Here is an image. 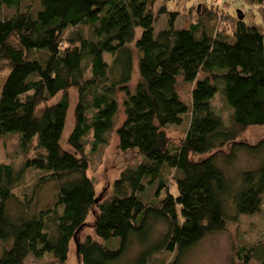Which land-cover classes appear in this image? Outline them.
<instances>
[{
    "label": "trees",
    "instance_id": "16d2710c",
    "mask_svg": "<svg viewBox=\"0 0 264 264\" xmlns=\"http://www.w3.org/2000/svg\"><path fill=\"white\" fill-rule=\"evenodd\" d=\"M155 1L173 0H0V71L4 64L9 71L0 94V137L18 134L20 146L34 152L21 171L0 163V264H25L28 256L67 264L75 234L95 210L92 234L81 240L77 234L81 264H116L134 237L147 248L136 264L165 251L175 253L168 264H182L203 238L225 230L229 218L261 212L264 139L242 138L249 128L264 127V0H246L259 6L260 22L238 14L232 31L206 18L178 28V11L162 6L169 19L158 34ZM136 64L139 81L132 88ZM200 74L208 77L197 82L189 107L178 78L194 83ZM72 89L78 101L67 150ZM218 92L231 111L227 120L213 106ZM119 95L125 112L119 148L137 151L142 161L124 170L102 201L87 175V138L93 150L108 143ZM185 124L177 146L168 129ZM242 150L257 168L232 171L230 178L218 161L230 168ZM28 169L40 175L28 202L13 212L9 203ZM172 170L177 195L170 192ZM48 184L56 187L55 202L33 207L37 190ZM152 186L155 200L148 203L143 195ZM158 222L167 232L150 245ZM113 239L118 248L103 244ZM260 253L264 264V244Z\"/></svg>",
    "mask_w": 264,
    "mask_h": 264
},
{
    "label": "rangeland",
    "instance_id": "374dc122",
    "mask_svg": "<svg viewBox=\"0 0 264 264\" xmlns=\"http://www.w3.org/2000/svg\"><path fill=\"white\" fill-rule=\"evenodd\" d=\"M224 0H173L168 4L160 1H155L154 6L152 4V11L156 17L155 30L158 34L161 30H164L168 26V15L160 14L162 6L172 11H178L179 18H177V27L183 28L191 23H199L200 19H207L211 22V25L220 24L225 29H231L235 22V16L243 17V20L257 23L261 19V10L257 5H251L246 0H234L232 3L225 6ZM222 5V6H221ZM221 6V7H220ZM213 19V20H210ZM216 21V22H215ZM135 46V44L132 45ZM137 55V52L135 51ZM5 69L0 71V94L3 84L8 76V70L6 64L2 65ZM208 76L200 74L197 81L194 83L184 82L182 78H178L177 90L182 102L189 107L192 103V92L198 81L206 79ZM139 81V75L137 70V64L135 66V74L132 82V88L136 86ZM60 96L53 101L57 102ZM70 109L67 117V122L63 134V147L67 150L71 148L68 145V138L74 127V108L78 101V94L75 89L70 91ZM123 95H119L120 109L117 116L114 129L108 135V143L101 145L99 149L93 150L91 144L92 136L87 138L88 144L86 147V153L89 158V170L87 171L88 177L95 183V189L97 198L102 201L111 197L113 192V186L117 180L120 179L121 174L127 168L134 167L136 164L142 161V156L137 151L121 152L119 148V140L117 136V130L122 124L125 118V112L123 108ZM213 106L217 112H219L225 120L228 119L231 112L221 97L220 92L217 93L213 100ZM187 125L180 127H171L168 129L169 136L172 143L179 145ZM245 142L250 144H256L264 139V127H251L249 128L242 138ZM226 150H229L228 148ZM24 148L20 146L19 135L15 133H9L0 137V163L11 164L15 170L21 171L24 169V161L26 155L33 156L34 152L27 153ZM201 157L194 156V159H200ZM224 159L221 158L218 161L219 166L226 172V174L232 178L229 174H233L232 171H249L257 168V162L251 154L246 151H238L231 167H227ZM25 180L14 190L13 200L10 201V208L13 212L18 210L19 206H25L24 203L28 202V197L31 195V187L34 181L38 180L40 173L37 170H26ZM232 172V173H231ZM175 171L168 177L170 192L174 195L178 194L175 180L172 178ZM234 179V178H233ZM156 186L148 187L143 195V199L147 202H153L155 200ZM57 195L56 187L53 184L45 185L39 188L35 194V200L33 201V207H44L51 205L55 202ZM164 195V192L161 194ZM141 197V194L138 195ZM40 209V208H39ZM230 215H233L230 211ZM96 210L93 211L85 226L79 230V239H84L87 235L92 234L93 225L95 223ZM225 230L207 235L197 245L190 249L181 259L182 264H259V254L264 244V205L256 215L252 216H240L235 219L229 218ZM168 226L164 222L152 223L151 227V240L150 245L159 241L164 234H166ZM103 244L111 249L118 248L119 241L113 239L110 241H104ZM149 245V246H150ZM148 246V247H149ZM242 247L246 249L242 250ZM147 248L141 245L137 238H133L131 246L128 252L116 263V264H136L137 258ZM247 257V259H246ZM175 258L173 252H163L161 254H154L151 256L148 264H168ZM52 259L46 257L42 261H35L32 256H28L25 260V264H52ZM67 264H81V258L77 253V245L72 242L69 253V259Z\"/></svg>",
    "mask_w": 264,
    "mask_h": 264
},
{
    "label": "water",
    "instance_id": "95a60500",
    "mask_svg": "<svg viewBox=\"0 0 264 264\" xmlns=\"http://www.w3.org/2000/svg\"><path fill=\"white\" fill-rule=\"evenodd\" d=\"M238 14H239V13H238ZM240 19H243V17L241 16ZM79 230H80V229H79ZM79 230L77 231V233H76L75 236H74V241H75V243H76V245H77V253H78V249H79V245H78V242H77V234H78Z\"/></svg>",
    "mask_w": 264,
    "mask_h": 264
}]
</instances>
